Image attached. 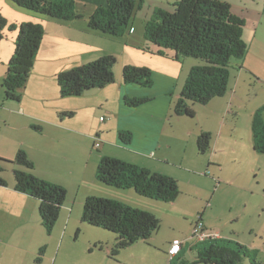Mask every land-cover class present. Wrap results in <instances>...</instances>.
<instances>
[{
    "label": "rangeland",
    "instance_id": "obj_1",
    "mask_svg": "<svg viewBox=\"0 0 264 264\" xmlns=\"http://www.w3.org/2000/svg\"><path fill=\"white\" fill-rule=\"evenodd\" d=\"M6 1L11 3L10 0ZM160 3L166 6L162 0H144L142 11H138L132 19L131 33L136 39L140 36V42L145 22L153 14L150 8L161 6ZM232 3L234 6L246 5L250 11L247 13V28L243 33L250 49L244 65L248 72L251 71L248 66L257 72L254 74L251 71L253 75L247 70L241 72V81L233 99L229 86L226 96L213 99L205 106L188 104L194 113L193 118L177 117L173 113L174 104L189 71L195 63L203 65L204 62L194 58H180V62H170L163 57L136 50H130V55L124 57V60L129 59L134 63L132 65L149 66L152 84L150 87L132 86L149 101L137 107H128L123 102L125 111L122 118L131 117L133 121H139L141 126L163 124L165 131L160 137L158 147L161 150L157 154L162 164L157 170L177 179L179 196L173 203H163L136 196L133 190L118 195L120 201L128 206L152 213L159 220V227L147 241L138 240L117 252L113 248L115 234L81 222L84 186L79 188L81 184L77 182L83 179L93 181L96 174V168L91 171L93 162L87 161L88 169H85L87 164L81 161L84 175H79L77 181L69 182L71 176L64 177L68 168L81 155L80 149H72L71 145L82 143L88 146L86 134L82 132L100 131L99 119L100 116L105 117V113L100 110L80 113L86 108L78 106L75 111L77 114L72 119L68 121L69 117L60 115V119L55 120L57 128L44 124L45 131L39 135L30 125L40 124L42 117L46 121L51 119L47 117L50 113L41 112L43 108L51 107V103L42 100L27 102L22 99L21 90L19 102L23 101L26 108L30 109H26L25 115L15 114L17 102L5 100L2 87L4 75H0V158L12 160L19 150H35L38 161L33 175L68 187L65 189L66 200L59 218L48 235L40 222L38 200L20 196L13 190L12 171L20 167L1 164L3 171L0 177L7 186L0 188V234L4 238L0 244V264H201L196 262L197 249L209 243L200 244L190 251L193 244L190 238L200 225L205 234L217 235L222 240L245 246L251 252V257L243 258L241 264H253V261L264 264V154L254 151L251 128L253 117L259 110L264 124V17L258 14L251 16L256 11V3L253 4L251 0H233ZM0 6H3L2 0ZM93 8L90 4L85 8L79 7L87 13ZM255 24L259 28L253 38ZM8 26L0 31V68L3 70L7 69L17 37V31L10 30ZM126 42L127 38L118 43V47L124 48ZM149 48L155 50L152 45ZM122 62L123 55L119 53L114 66L115 77L116 69L121 75ZM238 71V66L231 69L232 84L236 82L235 78L240 73ZM115 85L116 81L109 91L116 89ZM166 94L170 99L169 109L163 103ZM113 107H118V102ZM152 116L161 117L162 121L155 119L151 123L149 121ZM62 118L71 123L72 128L86 125L88 129L77 131L82 135H74L75 129L73 133L65 126V130L59 129ZM202 133L211 136L210 148L203 154L197 151L196 146L197 137ZM92 138L91 143L101 141L95 138V134ZM92 151L99 156L96 150ZM65 178L68 183H65ZM112 191L120 193L116 189ZM125 195H131L133 199ZM175 239L183 241L184 251L170 263L167 249Z\"/></svg>",
    "mask_w": 264,
    "mask_h": 264
},
{
    "label": "trees",
    "instance_id": "obj_2",
    "mask_svg": "<svg viewBox=\"0 0 264 264\" xmlns=\"http://www.w3.org/2000/svg\"><path fill=\"white\" fill-rule=\"evenodd\" d=\"M12 3L29 13L59 22H72L83 18L77 11L76 0H11ZM144 0H107L98 6L87 18V30L110 40L119 41L131 32L132 19L141 11ZM244 20L232 12V7L222 0H178L170 11L155 9L145 22L143 39L147 43L141 51L166 59L179 61L180 58H194L204 62L193 66L185 80L181 93L174 104L177 117L193 118L188 104L205 106L216 98H222L228 91L231 69L238 66L248 51L243 39ZM7 22L0 17V31ZM10 30L17 31L14 51L5 72L2 87L4 98L19 102V93L25 88L34 60L44 38V28L37 23L11 24ZM1 38V36H0ZM149 45L155 47L151 51ZM172 55V57H171ZM117 60L106 55L57 75L61 98H77L94 89L112 85L116 78L114 66ZM152 72L147 67L124 66L121 81L124 85L150 87ZM149 101L148 98L124 97L128 107H137ZM72 116V113H64ZM261 110L255 114L251 128L255 152L264 154V124ZM39 130V128H34ZM120 144L128 146L132 134L118 133ZM211 136L202 133L197 137L199 153L210 148ZM94 142L93 149L98 152ZM13 164L20 168L12 171L14 191L38 200V215L42 227L49 235L59 218L66 200V190L57 184L41 180L33 175L34 164L26 152L19 150L13 160L0 158L1 164ZM96 181L117 190H133L142 198L173 203L179 196L178 182L168 176L108 156H100L95 174ZM7 184L0 177V187ZM81 222L116 235L114 250L117 252L138 240L147 241L159 227V220L149 211L139 210L115 199L90 196L82 207ZM209 243L197 249V263L241 264L243 258H250L251 252L243 245L209 238L194 243ZM43 251V250H40ZM114 253V252H113ZM253 264H256L253 261Z\"/></svg>",
    "mask_w": 264,
    "mask_h": 264
},
{
    "label": "crops",
    "instance_id": "obj_3",
    "mask_svg": "<svg viewBox=\"0 0 264 264\" xmlns=\"http://www.w3.org/2000/svg\"><path fill=\"white\" fill-rule=\"evenodd\" d=\"M106 1L107 0H94V1L76 0L77 11L81 15H83V18L80 20H75L67 23L50 20L47 19L46 17L29 13L23 9L16 7L14 4H12V1L11 3H7L6 0H2L3 6H0V16L7 22L8 25L11 24L18 25V24L31 22V23L41 24L44 28V32H45L44 38L41 47L39 49V52L34 60L33 69L31 70L29 79L27 81L28 83H26V87L21 91L23 93L22 99L23 100L25 99L27 102H35V100L36 101L42 100L44 102H50L52 105L47 109L43 108L41 110L42 113H44L45 111L50 113V115L47 116V117L49 116L51 117L50 120L46 121L42 117L41 120L42 122L40 124H35V126L30 125L32 128H39V130L34 129L35 132L39 135L43 134L46 125L48 126L50 125L53 128H57L55 126V120L57 118L60 119L59 117L60 115L66 117L64 113L72 112V116L68 118L69 121L74 116H76L77 112L75 113V111L76 109H78V106L86 108V110H82L80 113H90L93 111L98 112L100 110L106 115L105 117L100 116V118H104L103 122H100L99 120V123L101 125L100 131L99 130L85 131L86 129H88L86 125H83V127L80 126L79 128H72L71 123L65 121L64 118L60 120L61 126L59 129H62L63 126H65L67 130H71V132L73 133L75 131L74 135L77 134L82 135L81 132L77 133V131H85L82 133L86 134V138L89 142L88 146L82 143H73L71 145L72 149H76V148L80 149L81 155L79 157L81 159L79 158L75 162V164L69 167L68 170L65 172L64 177L71 176V178L68 179L69 182L74 180L77 181L79 175H84V170H82L81 161L86 162L87 165L85 169H88L87 161L89 162L92 161L94 165L92 166L91 171H93V168L94 169L97 168V165L100 160V156L103 155L136 164L140 167L150 170L151 172L163 174L162 172L157 170L159 165L162 164V160L157 158V154L158 152L160 153L159 150H161L158 147L160 145L159 140L160 137L162 136V133L165 131V127H162L163 124L161 123L150 126L145 124L144 126H141V123L139 121L136 120L133 121L131 117L126 119L122 118V113H124L125 111L124 109L125 107L122 104L124 97H132V98H146V97L144 94H141L139 90L133 89L132 86L135 85H124L121 81V75L118 69H116L115 71L116 89L112 91H109V88H111L113 84L103 89L91 90L77 98H61L59 94V88L56 81V77L58 74L82 66L86 63L92 62L95 59H97V57L112 55L117 60V55H119L120 53L123 55V62L120 64V68L128 65L135 67L149 68V66H147L146 64L132 65L134 63H131L129 59L124 60V57L129 56L132 50L145 53L141 51V48L145 45L143 34L141 35L142 41L140 42V36H138V38L136 39L135 37H133L132 33L130 32V34L125 37L127 38V42L129 43L126 42L124 48H122V47H118L119 45L118 43H121V41H123L125 38L119 41H114L100 34L91 33L87 30V18L92 14V12L96 7L104 6L106 4ZM162 1L166 2V6L164 5V3L162 4L160 3L161 6H155L154 8H150L151 9L150 11L152 12V10L154 11L155 9L158 8L170 11L172 5L178 0H162ZM222 1L228 3L232 7V12L236 16L244 20L245 23L243 28V33H244V30L247 28V16H248L247 13L249 14L250 12L247 6L246 5L234 6L232 3L233 0H222ZM251 2L253 4L256 3L255 4L256 11L253 12L255 13V15L252 14L251 16L255 17L258 14L259 16L264 17V8L262 6L264 5V0H251ZM87 4L94 6L93 10L90 13L83 12L81 11V9H79L80 6H82L83 8L87 7ZM258 28L259 25L255 24L253 38L256 37ZM116 43L117 45H115ZM247 46H248V51L245 58L242 61H238L236 63V65L240 66L238 71V73L239 72L240 73L238 77L235 78L236 82L232 84L230 78L229 86L231 87L230 92L232 94L231 95L232 99L236 95V90L239 87V82L241 81L240 79L241 72L243 73V70H247L244 65L245 59L250 52L249 45ZM164 59L170 62L173 61L166 58ZM176 62H180V61H176ZM194 65H197V63H195ZM248 68L251 71H253L254 74L257 73L251 67L248 66ZM1 69L2 68H0V75L2 74L5 75L7 69L5 70L3 69L1 70ZM1 71L3 72L1 73ZM251 71L248 72L247 70L249 74L253 75ZM54 86H56L57 92ZM228 92L229 91H227V93ZM167 96L168 94L164 96L166 97V99H164L163 103L165 105L167 104L166 107L167 109H169L170 99ZM59 100H69V101H59ZM117 102H118V107H113ZM74 104L76 105L73 106ZM15 105H16L14 107L15 114L19 113L21 115H25L27 113L26 109H30V108H26V104L23 103V101L17 102ZM155 119H157L158 121H162L161 117L155 118L152 116V120L149 122L153 123V120L155 121ZM44 124L46 125L44 126ZM63 129L65 130V128ZM114 131H116L115 134L113 133ZM120 131H128L132 134V140L129 146L123 147L122 144H120V142L118 141V133ZM94 134H95V138H98L102 141V142L100 141V147H99V149H101L100 150L101 152L100 153L97 152L99 156L94 155L92 151L94 142L91 143V141L93 140L92 136ZM26 152H27L26 153L27 156L34 164V171H35L37 168V161H38L37 154L35 150L32 149H26ZM163 161L167 162V160H163ZM34 171L32 173H34ZM163 175L171 177L177 181L176 178L170 175H166V174ZM94 178L93 181H84L83 179L82 182H77L81 184L79 188H82V186H84L82 191V193H84L83 202L87 197L90 196L104 197V198H110L120 201V198L117 196L122 194V192L129 191V190H125V191L118 190L120 193H113L114 191H112V189L114 188L101 185L98 182H95ZM65 183H68L66 182V178H65ZM83 183L85 185H83ZM55 184L60 186L62 185L64 189H68V187L64 184H59V183H55ZM13 190H14V186H13ZM15 193L20 196L28 197L26 195L19 194L17 192ZM125 196L129 199H133V197L131 198V195L130 196L125 195ZM120 202L125 203L122 200ZM216 238H219V236H216ZM3 241L4 238L0 234V244H2ZM191 242L193 244L195 243L193 240H191ZM193 244L190 247V251L194 248ZM183 251L184 248L182 244L180 253L176 257L170 259L171 261L169 262L173 263L175 259L179 258V255Z\"/></svg>",
    "mask_w": 264,
    "mask_h": 264
},
{
    "label": "built area",
    "instance_id": "obj_4",
    "mask_svg": "<svg viewBox=\"0 0 264 264\" xmlns=\"http://www.w3.org/2000/svg\"><path fill=\"white\" fill-rule=\"evenodd\" d=\"M99 120H100V122H103L104 118H100ZM95 147L96 148L99 147L98 142L95 144ZM216 236L217 235L205 234L203 227L200 225L199 228L194 230V235L190 239L195 240V241H203V240H206L209 238H216ZM195 237H197V239H195ZM182 244H183V241H180L178 239H175L170 243L169 248H168V252H167L169 259H172L179 254V252L182 248Z\"/></svg>",
    "mask_w": 264,
    "mask_h": 264
},
{
    "label": "clouds",
    "instance_id": "obj_5",
    "mask_svg": "<svg viewBox=\"0 0 264 264\" xmlns=\"http://www.w3.org/2000/svg\"><path fill=\"white\" fill-rule=\"evenodd\" d=\"M191 240V239H190ZM193 241H195V240H193ZM195 242H197V241H195ZM170 245V244H169ZM169 248V247H168ZM181 251V250H180ZM168 252V251H167ZM180 253V252H179ZM168 254V253H167ZM170 260V259H169Z\"/></svg>",
    "mask_w": 264,
    "mask_h": 264
}]
</instances>
